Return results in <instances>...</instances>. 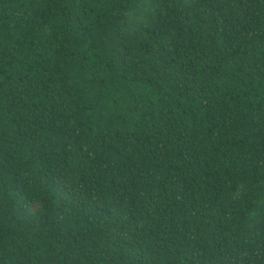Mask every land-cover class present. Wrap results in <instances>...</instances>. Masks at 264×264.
<instances>
[{"label": "trees", "instance_id": "16d2710c", "mask_svg": "<svg viewBox=\"0 0 264 264\" xmlns=\"http://www.w3.org/2000/svg\"><path fill=\"white\" fill-rule=\"evenodd\" d=\"M0 264H264V0H0Z\"/></svg>", "mask_w": 264, "mask_h": 264}]
</instances>
